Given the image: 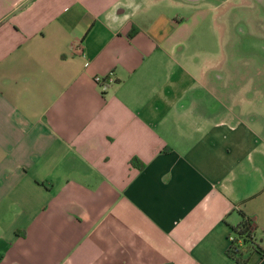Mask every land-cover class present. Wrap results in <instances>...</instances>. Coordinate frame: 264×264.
Returning a JSON list of instances; mask_svg holds the SVG:
<instances>
[{"label": "crops", "instance_id": "crops-1", "mask_svg": "<svg viewBox=\"0 0 264 264\" xmlns=\"http://www.w3.org/2000/svg\"><path fill=\"white\" fill-rule=\"evenodd\" d=\"M246 1L0 0V264H240L241 212L264 264L261 116L208 75Z\"/></svg>", "mask_w": 264, "mask_h": 264}, {"label": "rangeland", "instance_id": "rangeland-1", "mask_svg": "<svg viewBox=\"0 0 264 264\" xmlns=\"http://www.w3.org/2000/svg\"><path fill=\"white\" fill-rule=\"evenodd\" d=\"M234 15L237 16H218V25L226 29L228 49L223 55L227 59L223 66L214 63L208 75L227 82L224 88L228 91L229 105H234L236 102L232 98L238 96L242 111L254 108L260 120L250 119L252 116H246L249 115L247 111L245 118L264 129V6L252 0L240 2Z\"/></svg>", "mask_w": 264, "mask_h": 264}, {"label": "trees", "instance_id": "trees-1", "mask_svg": "<svg viewBox=\"0 0 264 264\" xmlns=\"http://www.w3.org/2000/svg\"><path fill=\"white\" fill-rule=\"evenodd\" d=\"M131 161H136V158L133 157ZM241 214L242 219L235 225L231 226L234 234L230 239V244L228 246L227 253L232 256L238 263L243 264L246 260V257L241 256L243 253L241 249V244L245 242L252 244L253 240L250 229V220L249 218H247V216L244 215L243 212H241ZM239 238H241V241H239Z\"/></svg>", "mask_w": 264, "mask_h": 264}, {"label": "built area", "instance_id": "built-area-1", "mask_svg": "<svg viewBox=\"0 0 264 264\" xmlns=\"http://www.w3.org/2000/svg\"><path fill=\"white\" fill-rule=\"evenodd\" d=\"M94 81L100 86V88L106 89V87H108L109 83L112 82L114 80V77L110 74V75H102V74H95L93 76ZM232 238V236L230 237V239Z\"/></svg>", "mask_w": 264, "mask_h": 264}]
</instances>
